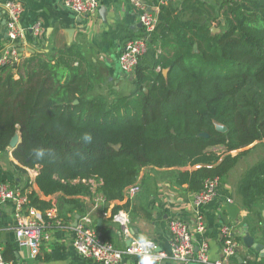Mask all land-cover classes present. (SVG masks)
Here are the masks:
<instances>
[{
  "label": "trees",
  "instance_id": "obj_1",
  "mask_svg": "<svg viewBox=\"0 0 264 264\" xmlns=\"http://www.w3.org/2000/svg\"><path fill=\"white\" fill-rule=\"evenodd\" d=\"M185 4L178 10L154 2L158 25L150 42L159 53L152 67L138 65L126 96L91 95L102 77L76 45L0 67V154L19 132L12 157L36 170L44 198L58 196L60 217L72 210L81 215L77 197H92L93 184L105 203L121 201L146 167L192 169L174 175L177 185L197 193L206 179H221L234 166L240 155L231 152L264 139V0H222L205 11L192 5L187 20ZM258 193L264 194V163L240 185L250 210ZM27 196L30 207L51 208L35 192ZM1 260L19 264L11 244Z\"/></svg>",
  "mask_w": 264,
  "mask_h": 264
},
{
  "label": "crops",
  "instance_id": "obj_2",
  "mask_svg": "<svg viewBox=\"0 0 264 264\" xmlns=\"http://www.w3.org/2000/svg\"><path fill=\"white\" fill-rule=\"evenodd\" d=\"M15 1L22 5L23 13L19 25L22 37L17 41L21 60L38 54H48L52 48H62L76 45L87 63L101 74L102 81L95 83L91 95H102L111 98L110 93L126 96L133 90L123 88L124 79L119 69V56L125 43L142 33L139 22V9L131 0H98V9L91 16H78L67 9L62 0H0ZM147 8L154 6L155 0H138ZM185 12L182 18L190 17V7L207 10L208 7L217 8L222 0H165L164 5H173ZM215 23H212L214 26ZM36 30L38 31L36 34ZM149 40L146 54L141 58L143 67H152L159 53L158 46ZM7 47L5 15L0 11V55ZM164 71V70H163ZM134 89V88H133ZM122 93V94H121ZM221 150L218 152V150ZM216 154H223V147L212 148ZM240 155L234 166L220 179L216 197L205 206H196L193 200L194 192L187 189V185H177L175 173L191 171L184 169H156L143 168L135 182L139 186V194L131 201L122 199L109 203L104 200L95 206V194L99 185H92V197H77L82 203V214L76 210L68 211L67 218L59 216L57 207L58 196L44 198L39 192L35 173L21 167L12 157L8 149L0 154V182L12 187L25 190L27 195L35 192L40 199L50 201L51 208L56 206L58 216L64 220L66 226L52 227L48 230L50 239L42 244L39 249L20 247V237L15 232L10 203L0 206V251H4L7 244H11L19 264H96L81 259L72 247V233L67 224L74 223L82 216L89 215L92 226L97 229L102 237L118 249H124L128 240H124L120 228L114 224L110 217L119 211H124L130 219L129 228L132 237L140 241L144 237L148 244L154 245L157 251L168 252L171 238L167 229L170 219L178 218L194 228L198 219L204 226V233L196 236V240H203L208 247V259L215 262L220 259L223 250L222 226H230L233 235L239 243V251L228 264H264V194L255 196V203L251 210L247 208L243 196L240 194V185L246 173L260 163H264V139L254 144L230 153L234 157ZM18 166L25 171L24 174L14 169ZM263 179V178H260ZM233 203L239 210V220L230 221L220 208L226 202ZM68 209V207H67ZM115 209H118L115 212ZM47 211V210H46ZM37 210L38 216L46 219L45 212ZM65 211V210H64ZM244 225L247 226L249 235L259 246L258 252L244 247ZM121 264H134V258H124ZM152 264H177L169 260L152 262ZM189 264H199L191 262Z\"/></svg>",
  "mask_w": 264,
  "mask_h": 264
},
{
  "label": "built area",
  "instance_id": "obj_3",
  "mask_svg": "<svg viewBox=\"0 0 264 264\" xmlns=\"http://www.w3.org/2000/svg\"><path fill=\"white\" fill-rule=\"evenodd\" d=\"M226 2H237L239 0H224ZM133 5L139 9V22L142 33L139 37L133 38L125 43L121 50L118 64L121 75L124 79L134 78V73L141 58L146 54L149 40L154 34L158 25L157 6L147 8L138 0H131ZM157 4L164 5L165 0H155ZM63 5L78 16H91L98 9V0H62ZM0 11L5 15V28L7 47L0 55V67L18 64L21 61L17 41L22 37L19 21L23 13V7L15 1L0 2ZM36 30V34H37ZM35 173L36 170L28 169ZM37 173V172H36ZM220 179H206L202 189L193 194L196 206H205L217 195ZM140 192V188L135 183L128 186L123 192V199L133 200ZM103 198H97L94 208L97 207ZM228 202V201H227ZM10 203L12 206V220L15 232L20 237L19 246L28 247L34 250L50 239L48 230L52 227L62 228L66 226L64 220L58 216L56 206L45 212L46 219L38 216L37 210L29 206L26 192H22L17 187H12L7 183L0 182V206ZM110 220L116 224L121 231L122 238L128 240L129 244L124 249L116 248L112 243L105 240L101 233L92 226L89 215L80 217L75 225L69 226L72 233V247L83 260L96 264H121L124 258H134V264H141L144 257H149L152 262L169 260L177 264H189L196 262L199 264H228L239 251V243L233 235L230 226H222L223 250L219 260L211 262L208 259V247L205 241L196 240V236L204 233V226L198 219L194 228L178 218L168 221L167 229L171 238L168 252H160L151 244H141L140 241L132 237L129 228L130 219L124 211L112 214ZM0 264L1 251H0Z\"/></svg>",
  "mask_w": 264,
  "mask_h": 264
},
{
  "label": "water",
  "instance_id": "obj_4",
  "mask_svg": "<svg viewBox=\"0 0 264 264\" xmlns=\"http://www.w3.org/2000/svg\"><path fill=\"white\" fill-rule=\"evenodd\" d=\"M216 29L212 28L211 32L212 33H216ZM193 52L197 53V45L193 46ZM167 74V70L162 71V75L165 76ZM133 78H130V81H132ZM73 104H77V101H75ZM215 130L219 133H225L227 131V128L224 126H220V125H215ZM199 137H203V138H207L206 134H200ZM21 140H20V134L19 132H16L14 134V136L11 138L10 142H9V150L11 151V153L19 146ZM220 212L221 213H225L228 218L230 219V221L232 222H236L239 220V213L240 210L239 208L234 205L233 203L230 202H226L222 205V207L220 208ZM76 223H74L75 225ZM242 243L244 245L245 248L247 249H251L254 252H258L259 250V246L256 245V243L254 242V239L249 235L248 230H247V226L244 225V237L242 238ZM129 244V242L127 243V245Z\"/></svg>",
  "mask_w": 264,
  "mask_h": 264
},
{
  "label": "clouds",
  "instance_id": "obj_5",
  "mask_svg": "<svg viewBox=\"0 0 264 264\" xmlns=\"http://www.w3.org/2000/svg\"><path fill=\"white\" fill-rule=\"evenodd\" d=\"M82 139L87 142V143H90L92 141V135L90 133H85L82 137ZM36 152V155L39 157V156H42L43 155V150L40 149V150H35ZM140 243L141 244H146L147 241L145 240L144 237H141L140 238ZM141 264H152V259L149 258V257H144L142 260H141Z\"/></svg>",
  "mask_w": 264,
  "mask_h": 264
},
{
  "label": "rangeland",
  "instance_id": "obj_6",
  "mask_svg": "<svg viewBox=\"0 0 264 264\" xmlns=\"http://www.w3.org/2000/svg\"><path fill=\"white\" fill-rule=\"evenodd\" d=\"M216 24H214V26L212 27V28H214V29H216L217 31H216V33L219 31L217 28H216V26H215ZM211 28V29H212ZM123 88L124 89H128V90H133V88H134V86L132 85V83H130L128 80H124L123 81ZM122 94V93H121ZM216 150H218V152H220L221 150H219L218 148L216 149Z\"/></svg>",
  "mask_w": 264,
  "mask_h": 264
}]
</instances>
